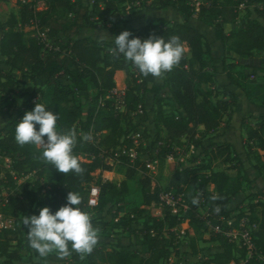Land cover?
Returning a JSON list of instances; mask_svg holds the SVG:
<instances>
[{
	"label": "trees",
	"instance_id": "1",
	"mask_svg": "<svg viewBox=\"0 0 264 264\" xmlns=\"http://www.w3.org/2000/svg\"><path fill=\"white\" fill-rule=\"evenodd\" d=\"M255 1L258 6L246 10V21L242 28L228 32H225L223 23L234 19L243 0H211L207 8L203 5L199 7L197 16L201 17L207 9V19L217 21L213 25L215 38L221 42L223 52L215 56L211 42L189 24L193 11L187 0H141L140 5L145 12L171 7L178 11L180 19L151 18L137 30L138 36L141 39L149 35L164 36L165 39L176 36L184 46V54L180 62L170 71L162 72L159 79L144 76L135 67L136 72L124 81L122 110L115 108L109 93L112 88L121 87L118 84L120 73L128 70L129 62L106 59L102 54L103 40L88 34L109 30L113 0H43L44 8L40 10L34 2L20 4L18 18L11 15L6 21H0V94L15 93V102L24 96H29L31 100L17 105L16 114L11 115L0 129L2 213L11 210L31 215L36 214L37 207L43 206H48L54 212L66 203L65 198L70 190L80 195L81 208L87 205L88 188L92 184L99 187V195L96 206L88 207L102 213L123 203L129 193L128 181L136 179L140 187L141 205L160 209L159 215H147L139 228L140 244L146 248V252L128 250L120 238L112 244V249L93 247L91 252L85 254L83 264H157L167 260L175 247L174 228L183 221L192 231L189 234L192 254L198 253V241L222 240L220 248L212 252L209 258L201 260L200 264H264V204L256 202L248 209V217L257 223V229L255 254L246 261L243 260L244 248L212 229L218 226L225 230L226 220L235 210L232 198L239 192V186L231 183L228 170L235 171L236 175L241 170L248 174L240 167L243 160L236 155L234 146L229 142L214 144L211 151L213 159L228 165L226 169L211 170L210 164L186 167L171 164L172 173L164 188L159 181L152 185L151 175L138 161L130 163L125 156L112 163L106 160L116 149L134 146L131 139L134 125L130 113L138 105L144 104L146 93L153 95L155 119L163 131V135H160L155 130L151 141L152 145L160 142L156 154L159 163H162L172 153V146L178 144L182 137L197 147L201 144L200 138L215 131L225 115H229L236 99L226 87L231 84L244 89L247 85L243 83L246 65L241 60L257 58L258 64L254 70H262L264 79V58L259 57L260 51L264 50V0ZM58 9L64 11L62 16L54 13ZM18 26H35L44 34L45 40L32 36L25 41ZM82 30L86 32L83 35ZM50 41L54 45L48 47ZM15 72H19L22 79L27 78L44 88L34 87L31 91L17 93ZM219 72L225 76V83L217 87L222 89L221 93L215 91L216 87L208 86ZM206 85L210 88H206ZM90 87L94 88V94L89 98ZM162 88L169 90V97L181 111V117L165 114L163 98L159 95ZM37 96L40 99L34 100ZM36 102L44 103L57 114L58 131L71 129L76 132L77 144L73 152L81 163V173L59 172L42 158L40 146L20 145L15 141L17 120ZM257 118L260 121L256 128L248 129L247 140L256 143L252 168L264 172V113ZM82 134H89L91 139L81 140ZM114 163L125 167L124 179L118 183L101 178L94 180L96 170L111 171ZM137 166L143 171L140 175L137 174ZM204 169H209V172L201 174ZM29 174L34 176L32 181L27 178ZM21 178L23 180L18 182ZM44 181L47 182L46 188ZM208 184L213 185L212 190H208ZM167 188L181 195L186 205L181 216L172 213L171 207L159 204L158 193ZM193 197L198 200L195 205L192 203ZM144 207L136 210L137 216L146 211ZM200 207H206L204 215L199 213ZM243 215L244 212H239L234 216V226ZM130 219L120 217L118 222V225L127 227L129 234L132 233ZM91 222L96 230L102 231L117 226L103 218L91 219ZM20 233L19 226L0 229V258H3L0 264H11L20 259L18 250L11 249L12 242ZM36 264L46 262L39 257ZM58 264L81 263L73 256Z\"/></svg>",
	"mask_w": 264,
	"mask_h": 264
},
{
	"label": "rangeland",
	"instance_id": "2",
	"mask_svg": "<svg viewBox=\"0 0 264 264\" xmlns=\"http://www.w3.org/2000/svg\"><path fill=\"white\" fill-rule=\"evenodd\" d=\"M140 1L141 0H113V6L110 9L112 15L111 22L108 25L109 30H98L88 33L96 39L103 40L104 44L102 48V54L106 59H112L113 61L125 60L122 54H117L114 52V45L112 43L113 37L111 36L118 35L121 31L128 30L131 33V36L139 37L137 30L146 22L142 21L141 12H144L143 14L145 15L147 14L146 16L152 14L143 11L140 5ZM210 1L211 0H187V4L191 6L193 11L191 18L198 19L199 21L213 28V25H215L217 21H210L207 19V9L204 11L205 13H203L201 17L197 16L199 7L203 5L205 6V8H207ZM254 6H258V3L255 0H243V2L238 7V11L234 19L232 21H229L235 24L233 25L234 29L242 28L246 21V10H250ZM35 7L38 10L43 9L44 3L40 1L35 2ZM19 8L20 2L18 0H0V21H6L11 15H14L16 18H18ZM166 9L171 10V7ZM54 13L62 16L64 11L58 9ZM164 13L165 12H163V14ZM158 18L165 19V17ZM18 29L22 31L25 41L32 36H37L38 33H41L37 28H35V26H18ZM85 33L86 32L84 30L81 31V35ZM52 45H54V43L53 41H50L48 43V47ZM262 52H264V50H262ZM213 54L217 56L221 55V53L216 49L213 51ZM262 54L259 53V57L264 58ZM127 62H129L128 70L121 71L120 73V83H118L120 84V86H124V81L129 80L130 74L136 72L135 66L132 65L130 61ZM256 64H258L257 58ZM194 66L197 68L196 63H194ZM15 75L18 79V82L15 86V91L17 93L31 91L34 87L37 89L44 88L40 86L39 83L33 84L27 78L22 79L19 72H15ZM216 75L213 78V82L211 81L212 84L208 86H211V88L216 87L215 91L221 93L222 89H217L221 82V79H217ZM160 76H158L157 79H159ZM206 88L210 87H207L206 85ZM14 94L15 93L0 94V129L9 120L11 115L16 114L17 105H21L31 100L29 96H24L22 98H19L17 102H15ZM88 94L89 98L92 97V95L94 94L93 87L89 88ZM159 95L161 96V98H163L162 108L165 114L181 117V111L176 107L175 103L169 97V90L167 88H162L159 92ZM220 96L221 95H219V97ZM38 99H40L39 96H37L34 100ZM144 100L145 102L141 106L142 111L140 113H130V119L132 124L134 125V129L131 132V137L136 140L138 150L141 152V154H143V156L150 159H157L158 164L154 168V170H148V174L151 175L152 185H154L155 181H159V185L162 188L166 186L167 180L172 173L171 164H173L174 166L179 165L180 167L204 166L205 164H210L211 170L226 169L228 165L221 164L219 160L213 159V156L211 154V151L214 149V146L212 145L223 144L227 141L224 134H215V132L220 131V129L223 127V123L226 120L225 117L220 122V128H217L213 132L206 133L200 138L201 144L199 146L194 147L192 144H190L187 138L182 137L178 144L172 146V153L167 156L162 163H159L156 154L157 147L152 145L151 141L155 130H158L160 132V135H163V131L160 127V124L157 123L155 119V112L153 111L155 104L152 93H146ZM259 121L260 120L257 118V115L253 116L252 118L246 116L240 121V125L243 124L244 127L242 126L240 128L239 136L237 138H233L235 153L241 160H243V165L240 167L247 170L248 174H244L245 172L241 170L240 174L236 175L235 171L228 170L231 177V183L239 186V192L232 198V206L235 208V210L230 214L229 220H233L234 216H236V214H238L239 212L248 214V209L253 203L258 202L264 204V172H257L256 170H254V168H252L251 164L254 162L253 156L256 152V143L255 141L249 142L247 140L248 129H252L253 127L256 128ZM137 167L139 168L137 170V174L140 175L143 171L142 169H140V166ZM124 172V166L118 163H114L112 166V170L108 173H103L101 175L98 174L97 171H95L93 173V176L95 181L98 178H101L102 180H108L114 183H118L119 181L124 179ZM208 172L209 169L201 170V174H207ZM27 178L32 181L34 179V176H32V174H29ZM21 180H23V178L19 179L18 182H21ZM128 185L129 193L124 198V202L119 205H114L109 209H106L102 213H98L90 209L87 205L81 207L83 211L88 213L90 219L103 218L104 220L111 221L112 224H117V226L110 228L108 231L97 230L98 240L93 247H104L106 249H112V244H114L117 239L121 238L123 244L128 246V250L137 251L140 253L146 252V248L140 244L139 228L141 227L142 222L146 220L147 215H159L160 209L157 207H144L143 205H141V196L139 189L140 187L136 179L128 181ZM44 186L46 188V181H44ZM207 188L208 190H212L213 185L208 184ZM164 190L169 191L173 197L175 211H172V213H178L181 216L183 210L186 209L182 207V210H180L181 205L176 204L181 195L176 194L172 188H167ZM143 207L146 211L142 215L137 216L136 210ZM39 209V207L36 208V214H38ZM198 211L200 214L204 215L206 212V207H200ZM21 215L28 214L26 212L14 213L11 210H8L6 213H2L0 209V216H2L3 220L7 222V226H9L7 228L19 226L21 229V233L18 235V238L12 242L13 245L11 248L18 250L20 259L18 261L12 262L11 264H36L37 259L41 256L28 244L26 235L27 228L26 226L18 222ZM120 217H124L125 219L132 218L130 219L131 221L129 220L132 230L131 234L128 233L127 227L118 225ZM220 230L222 229L220 228ZM174 232L176 236L173 239V245H175L173 252L167 260L160 261L157 264H200L201 260L209 258L212 255V252L219 249L222 244V240L205 243L198 241L196 244L198 253L192 254L189 245V234H192V231L187 227L185 222L183 221L177 224L174 228ZM223 233L224 231H221L220 234L225 236ZM85 254L78 253L70 248L69 254L67 256L60 257L55 251H53L41 258L45 260L46 264H58L63 260H69L71 257L75 256L76 260L83 264ZM2 260L3 258H0V262Z\"/></svg>",
	"mask_w": 264,
	"mask_h": 264
},
{
	"label": "clouds",
	"instance_id": "3",
	"mask_svg": "<svg viewBox=\"0 0 264 264\" xmlns=\"http://www.w3.org/2000/svg\"><path fill=\"white\" fill-rule=\"evenodd\" d=\"M130 36L128 30L111 36L114 52L122 54L125 61H130L144 76L158 77L162 72L170 71L184 54V46L176 36L168 39L154 35L145 39ZM57 119V114L50 107L36 102L31 110L25 111L17 120L14 139L20 145L40 146L42 158L57 171L79 174L83 169L73 152L77 134L71 129L58 131ZM80 139L90 140L91 136L82 134ZM65 199L66 203L54 212L48 206H43L38 214L19 217L18 222L27 228L29 246L41 257L53 251L60 257L67 256L69 244L73 251L85 254L91 252L97 243V230L88 213L79 207L80 195L70 190ZM192 203L197 204V198L193 197Z\"/></svg>",
	"mask_w": 264,
	"mask_h": 264
},
{
	"label": "crops",
	"instance_id": "4",
	"mask_svg": "<svg viewBox=\"0 0 264 264\" xmlns=\"http://www.w3.org/2000/svg\"><path fill=\"white\" fill-rule=\"evenodd\" d=\"M163 12H165L163 14ZM142 14V21H147L151 18L165 17V19H169L171 21H178L180 19L179 13L177 10L171 8V10H150L148 13H152L148 16ZM157 13V14H155ZM150 17V18H149ZM189 24L199 30L204 36L211 42L212 50L215 49L222 54V45L219 40L215 38V27H210L205 23L199 21L198 19L191 18L189 19ZM234 23L226 22L223 23V28L225 32L234 29ZM263 53V54H262ZM260 54L264 56V52L260 51ZM217 56V55H215ZM241 63L245 64L243 73L246 77L243 79V83L247 84L245 88H239L235 85H228L226 87L227 90L231 91L236 99L235 105L232 107L229 115H225V121L223 127L220 131L215 132V134L222 133L225 136L226 142H229L233 145V138H237L240 134V128L243 126L241 124V120L246 116H259L264 113V79H263V71L260 69L254 70L256 64V59H244L241 60ZM219 70V68H218ZM254 70V71H253ZM216 78L221 81L219 85L225 83V76L223 73H217ZM221 124V123H220ZM244 127V126H243ZM220 128V127H218ZM234 146V145H233ZM235 148V146H234ZM98 174L108 173L109 171L96 170Z\"/></svg>",
	"mask_w": 264,
	"mask_h": 264
},
{
	"label": "built area",
	"instance_id": "5",
	"mask_svg": "<svg viewBox=\"0 0 264 264\" xmlns=\"http://www.w3.org/2000/svg\"><path fill=\"white\" fill-rule=\"evenodd\" d=\"M18 1L20 2V4H28V3H33V2L35 3L38 1L42 2L43 0H18ZM34 37H36L37 39L41 41L45 40V36L43 33H38V35ZM124 92H125V87L121 86V87L112 88L109 93V97L114 100V106L118 110L123 109ZM141 111H142V107L141 105H138L137 109L133 112V114L140 113ZM131 139H132L134 146L129 147V148L123 146L119 149H116V151H114L111 157L106 158L107 162L112 163L115 160L117 161L121 156H125L126 158H128V161L130 163H134L137 161L140 162V164L144 165V167L147 169V172L148 170H154V168L158 164L157 159L156 158L154 159L146 158L145 156H143V154L139 153L137 150L136 140L132 137ZM159 144L160 142H157L154 146L157 147V145ZM98 195H99V187L95 184L90 185L88 188V197H87V202H86L87 206L89 207L96 206ZM158 198H159L160 205H167L171 207V211H175L173 197L169 191H166L164 189L160 190V192L158 193ZM176 204L181 205L184 209L186 208V205L183 203L181 197L177 200ZM234 221L235 219L233 220L227 219L226 220L227 227L225 230H220L218 226H214L212 229L215 232H219V233H221V231H224L223 234L225 235V237L229 239V241L234 242L240 248H244L245 249L244 261H246V259L252 257L256 251L255 231L257 229V223L252 222L249 219L248 214H244L243 216L239 217L237 219L235 226L233 225ZM6 223L7 222L3 220L2 216H0V229L9 227L7 226ZM231 264H234V263H231Z\"/></svg>",
	"mask_w": 264,
	"mask_h": 264
}]
</instances>
